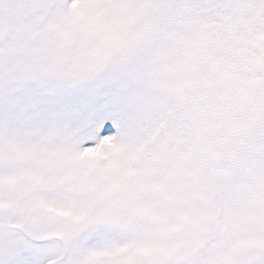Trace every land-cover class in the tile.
<instances>
[{
	"label": "snow or ice",
	"instance_id": "obj_1",
	"mask_svg": "<svg viewBox=\"0 0 264 264\" xmlns=\"http://www.w3.org/2000/svg\"><path fill=\"white\" fill-rule=\"evenodd\" d=\"M0 264H264V0H0Z\"/></svg>",
	"mask_w": 264,
	"mask_h": 264
}]
</instances>
